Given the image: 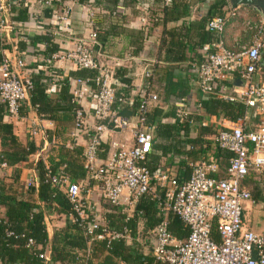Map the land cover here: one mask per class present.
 Wrapping results in <instances>:
<instances>
[{
  "label": "crops",
  "instance_id": "1",
  "mask_svg": "<svg viewBox=\"0 0 264 264\" xmlns=\"http://www.w3.org/2000/svg\"><path fill=\"white\" fill-rule=\"evenodd\" d=\"M16 1L7 15L10 21L15 22L14 29L1 38V49L10 53L17 46L25 61L26 74L40 77V83L47 88L52 98V105L58 108L54 112L46 109L45 115L39 116L28 97L22 102L20 119L14 121L7 117L5 105L0 99L3 120L12 124L13 133L23 145L31 143L36 148L35 155L26 165H10L2 161L6 163V166H2V162L0 163V185H4L7 191H16L17 197L29 198L39 206L49 238L56 229L65 226L70 218L55 201L48 204L38 198L40 161L47 167L51 160H64L56 172L61 168L65 170V163L76 161L74 159L84 168L83 151L88 141L87 133H97L98 126H105L99 132V163L107 158L113 149V143L129 147L134 137L129 128L120 129L113 123L95 117L93 89L88 101L83 104L84 128L72 135L73 114L63 108L64 95L60 90L63 83L69 84L70 90L74 86L75 66L71 61H50L49 55L52 52L46 51L44 42L31 41L30 37L33 35L45 34L48 30L58 49H72L78 41L90 43L89 32L96 31L97 44L92 46V55L101 67L110 69L118 80L114 84L116 96L122 95L125 98L123 104L116 103L120 105L119 113L134 122L142 91H151L158 96L149 107V112L155 113L151 112L148 116V121L150 115L153 116L154 124L149 126L152 131V147L146 159L147 163H156L157 175L165 174L168 178L175 177L183 181L191 174L192 166L202 161L217 162V176L225 175L232 153L220 149L214 135L219 129L229 126L231 119L220 113L208 114L200 106L202 101L210 97L200 91L197 82L198 65L202 59L200 47L206 43L220 42L224 47L234 50L240 45L249 44L255 33L252 26L264 23L258 8L246 4L232 6L231 0H172L167 6L163 4V0H123L120 9H117L118 0H86V3L63 0L60 1L61 6L55 7L48 18L44 14L52 6H47L43 0ZM63 7L70 10V17L65 29L58 30L53 13L59 9L61 11ZM19 10L23 13L20 14ZM20 16L27 18L22 19ZM213 16L223 18L222 31L207 29V20ZM20 41L26 43L22 46L23 49L19 47ZM146 70H151L148 77L145 76ZM254 78L264 81V49L261 50ZM237 79H240L238 71L233 72L226 81L220 82L221 94L233 93L237 85L234 80ZM216 95V98L228 101L220 94ZM181 101L183 109L188 112L183 121L176 115L177 104ZM247 115L250 117L248 127L254 129L255 120L252 117L255 116V110L247 107ZM184 121L190 122L187 128L184 127ZM158 123L163 125L161 130L166 131L164 125H171L174 132L172 130L168 137L157 136L154 128ZM33 128L37 130L35 135L30 133ZM60 155H64L62 159ZM66 175L68 181L88 187L87 200L94 205L91 214L100 223L111 225L109 227L115 229L113 225L123 220L122 215L125 221L132 219L135 233L127 227L131 234L124 240L128 244L136 242L142 245L145 252L149 249L152 251L154 244L153 232L157 224L152 226L151 222L156 219L159 224L165 218L168 220L169 229L170 216H175L171 212L158 209L155 201L149 197L140 199L143 200L142 203L146 199L152 202V210L148 211L137 208L140 200L133 207L126 204L112 206L102 197L96 181L89 180L87 171L82 178H72L67 173ZM15 178L18 179L16 182ZM167 187L168 181L163 184L156 181V190L162 196ZM242 187L250 192L248 202L243 205V224L249 216L254 224V228H244L261 232L264 229V174L251 170L243 180ZM64 189L65 184L57 187L58 192L65 195ZM3 213L4 206L0 204V216ZM183 225L185 226L184 223Z\"/></svg>",
  "mask_w": 264,
  "mask_h": 264
},
{
  "label": "built area",
  "instance_id": "2",
  "mask_svg": "<svg viewBox=\"0 0 264 264\" xmlns=\"http://www.w3.org/2000/svg\"><path fill=\"white\" fill-rule=\"evenodd\" d=\"M61 1V0H57ZM118 0L117 9L122 8ZM172 0H163L169 5ZM16 0H0V40L13 31L15 22L7 15L11 12ZM52 6V0H43ZM92 16V12L89 13ZM70 17V10L63 7L54 11L53 19L58 30L65 29ZM144 20V19H143ZM21 24V23H19ZM206 27L210 31H222L224 20L213 16L207 20ZM254 35L249 44L240 45L237 49H228L220 42L201 45L202 59L198 65V86L202 93H212L214 83L226 81L233 72H239L243 86L236 88L231 94H220L228 101H238L246 107L253 108L257 122L250 129L246 116L231 120L229 126L219 129L214 140L220 149L232 153L224 176H217L218 165L215 161H202L192 166L186 180L179 181L165 174L152 176L145 166L148 153L152 147V131L147 125V113L157 94L142 91L135 112V120L119 113L124 103L122 95L116 96L114 84L118 80L113 72L103 68L92 55V46L97 44L96 31L89 32L90 43L78 41L72 49H57L50 53L49 60L71 61L77 69H96L95 77L97 94L93 99V112L96 118L115 124L120 129L129 128L134 141L131 146L116 145L107 158L99 163L97 151L100 145V134L105 126H98L97 133H87L88 141L83 151L84 168L89 180L98 184L101 195L112 205L126 204L133 207L143 197L155 201L158 209L171 212L179 217L188 228L184 240H177L168 229V220L161 219L155 228L153 254L157 260L166 264H264V229L261 232L243 228L242 202L250 198V192L242 187L243 180L250 171L264 174V81L254 78L261 50L264 49V23L255 24ZM56 34V33H55ZM1 50L0 60V99L6 108V115L11 120L21 117L22 102L26 100L33 87L31 76L26 74L25 61L19 54L17 46L10 53ZM151 70L145 71L148 77ZM70 90L71 101L76 106L73 119V132L84 128L83 104L88 101L91 86L87 78H75ZM183 100V99H182ZM116 103H120L117 105ZM116 104V105H115ZM177 117L180 121L188 114L183 109V101L177 104ZM30 133L35 135L36 129ZM39 156V154L37 155ZM6 166L5 162L1 163ZM53 187L65 184V197L70 204L68 217L76 222L88 238V243L96 239H126L130 230L112 229L91 214L94 205L87 200L88 187L78 182H70L63 168L55 173L46 172ZM156 181L168 187L163 194L156 190ZM215 219L218 240L211 235V220ZM12 235L13 231H7ZM32 238L27 246H33ZM91 254L90 245L84 257ZM44 264L50 261V252L46 249L39 254ZM60 264H85L83 260Z\"/></svg>",
  "mask_w": 264,
  "mask_h": 264
},
{
  "label": "trees",
  "instance_id": "3",
  "mask_svg": "<svg viewBox=\"0 0 264 264\" xmlns=\"http://www.w3.org/2000/svg\"><path fill=\"white\" fill-rule=\"evenodd\" d=\"M63 1V0H61ZM117 0H115L116 2ZM79 2H85L86 0H79ZM52 7L48 8L45 12V17H50L52 15L53 9L59 8L61 2L57 0H52ZM60 11V9L58 10ZM22 14L23 11L19 10ZM22 19H26L27 16H20ZM31 41L44 42L46 45V51L54 52L58 49L57 44L53 41V36L48 30L45 34L33 35L30 37ZM20 49H23V45L26 43L20 41ZM2 48L0 41V49ZM2 54L0 50V60ZM98 74L96 69L82 68L74 70V78H87L89 79V84L91 89H93V95L97 94V86L95 84V77ZM33 82V87L29 91V99L33 106L36 107V111L39 116H44L45 111L54 112L58 106L52 105L51 97L47 91L46 87L40 83L39 76L31 77ZM69 84L63 83L60 92L64 95L63 101L64 106L67 111L73 114L76 106L72 103ZM220 82L214 83V91L212 93H207L210 95L209 99L202 101L200 106L208 114H222V116L227 117L231 120H237L243 116H246L247 122L250 123V117L247 115V107L236 101H224L216 98V94H221ZM139 101L137 102L138 106ZM48 107V108H47ZM150 107V106H149ZM20 109V114L21 113ZM154 114L155 111H150L148 109L147 113V125L151 126L154 124L153 116L149 113ZM50 118H53L50 115ZM191 118V117H189ZM193 119V117H192ZM249 119V121H248ZM254 122H257V116L252 117ZM251 119V120H252ZM254 123V124H255ZM161 124V123H160ZM159 123L155 126V132L157 136H169L172 134L174 129L171 125H164L167 128L166 131L161 130ZM185 128L190 125L189 121H184ZM0 163L6 161L10 165H26L28 160L35 155L36 148L33 144L29 143L23 145L13 133V126L11 123L5 122L3 120V112L0 108ZM80 153V152H78ZM62 156L60 155L61 159ZM82 156V155H81ZM76 161H67L65 163V172L72 176V178H82L85 176L86 170ZM64 160H59L58 162L50 161V164L46 167L42 161L38 165V187L37 196L40 200L45 203H51L55 201L59 204L66 213L70 211V204L64 194L58 192L57 187H53L50 184L46 172L55 173L59 165H61ZM145 166L148 167L152 176L157 177L158 172L155 162H146ZM72 168V169H71ZM17 173L19 169L16 170ZM74 173V174H73ZM18 175V174H17ZM18 179L15 178L16 182ZM6 191V192H5ZM14 192V193H13ZM144 199V198H143ZM141 201V200H140ZM143 201V200H142ZM138 202L137 208L144 210H152V202L149 200H144V203ZM0 204L4 206V213L0 216V264H44L43 259L39 254L43 253L46 249L50 252V261L54 264H60L65 262H75L83 260L85 264H166L157 260L150 249L145 252L142 245L132 242V244L126 243L124 239H96L88 243V238L84 235L82 229L76 224V222L68 219L65 226L56 229L53 235L49 238L45 223L44 216L39 206L35 204L29 198H19L17 197L16 191L6 190L4 185H0ZM113 206V205H112ZM146 213V211H145ZM123 220L119 224H114L113 226L117 230H121L124 227H130L132 232L135 233V223L132 219L124 220V216H121ZM121 219V218H120ZM158 221L153 220L152 226L157 224ZM108 225V224H107ZM112 227L111 225H108ZM155 226V225H154ZM169 229L178 239L184 240L188 235L187 228L183 225L181 220L176 216H170ZM7 231H13L12 235H8ZM211 235L215 240H218L217 225L215 219L211 220ZM32 238L34 241L33 246H27V240ZM134 238V237H133ZM184 238V239H183ZM90 245L91 254L88 258L84 257V252Z\"/></svg>",
  "mask_w": 264,
  "mask_h": 264
},
{
  "label": "water",
  "instance_id": "4",
  "mask_svg": "<svg viewBox=\"0 0 264 264\" xmlns=\"http://www.w3.org/2000/svg\"><path fill=\"white\" fill-rule=\"evenodd\" d=\"M232 6H235L237 4H246L249 6H254L255 8H258L264 19V0H231ZM235 83H237L236 88H241L243 86V80L237 79L234 80Z\"/></svg>",
  "mask_w": 264,
  "mask_h": 264
},
{
  "label": "rangeland",
  "instance_id": "5",
  "mask_svg": "<svg viewBox=\"0 0 264 264\" xmlns=\"http://www.w3.org/2000/svg\"><path fill=\"white\" fill-rule=\"evenodd\" d=\"M246 201L248 202V200H246ZM246 201H243V202H242V205H244V203H245ZM247 213H248V212H247ZM251 226H253V228H254V224L251 223V217L249 216V217H248V220L246 221V223L243 224V228H244V227L249 228V227H251ZM246 228H244V229H246Z\"/></svg>",
  "mask_w": 264,
  "mask_h": 264
}]
</instances>
